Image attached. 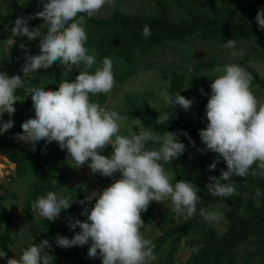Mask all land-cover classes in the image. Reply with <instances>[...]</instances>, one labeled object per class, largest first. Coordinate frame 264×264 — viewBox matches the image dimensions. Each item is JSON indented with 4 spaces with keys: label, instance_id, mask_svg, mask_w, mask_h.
Masks as SVG:
<instances>
[{
    "label": "clouds",
    "instance_id": "9594fccd",
    "mask_svg": "<svg viewBox=\"0 0 264 264\" xmlns=\"http://www.w3.org/2000/svg\"><path fill=\"white\" fill-rule=\"evenodd\" d=\"M40 3L42 11L27 18L18 17L12 28L15 37L40 41L38 55H25L23 75L48 69L57 62L65 67L81 64L84 67L73 82L60 83L58 90L32 89L34 118L22 123V134H16L15 139L31 144L33 152L37 142L45 141V146L56 142L67 152V162L75 165V169L87 164L94 175L120 174L111 186L99 193L92 192L86 198L87 202L95 200V204L90 210L83 207L81 215L87 217L84 222L66 218L70 230L75 232L79 228L80 231L71 239L58 234L55 244L68 249L90 243L88 257L96 258L99 254L102 264H153L155 245L141 232L145 226L141 214L153 201H170L177 215L193 217L201 204L200 189L187 180L173 184L164 166L179 158L186 147L176 133L166 131L162 136L155 135L151 129H145L139 118L132 120L138 129L133 131L128 128L127 117L90 99L98 94H109L116 81L113 60L109 57H104L94 72L89 71L97 61L95 50L90 54L85 46L86 18L99 14L105 5L114 6L115 0H40ZM32 19L43 21L46 34L40 27L30 29L28 21ZM255 20L259 30L264 31V9L258 10ZM142 34L149 36L150 26L145 25ZM224 47L235 49L236 40L227 41ZM232 55L242 57L244 53L232 51ZM212 71L220 74L210 85L211 94L205 109L208 123L199 131L201 143L206 147L199 151L217 154V160L208 166L209 171L216 169L220 158L227 166L226 171L220 170L219 178L208 177L207 192L216 197H230L238 194L233 177H264V102L253 94L252 77L240 65L225 64ZM23 84L21 75L9 77L0 72V134L14 126L13 120L3 122L2 117L5 113L10 117L15 113V92ZM200 91L204 94L203 89ZM162 97L171 112H159L157 123L168 122L176 106L185 111L193 106V100L180 93L171 96L164 92ZM122 127L128 130V135L121 134ZM109 146L113 149L111 156L101 155ZM261 195L257 190L254 200L258 208L260 200L257 198ZM72 203L70 196L58 197L56 192L49 191L32 202L31 212L35 219L54 222ZM80 203L83 206L85 201ZM199 215L209 224L226 219L224 213L206 207L199 208ZM51 251L52 245L44 239L20 249L18 258H8L6 264H53L55 257ZM6 255L0 251V258Z\"/></svg>",
    "mask_w": 264,
    "mask_h": 264
},
{
    "label": "trees",
    "instance_id": "16d2710c",
    "mask_svg": "<svg viewBox=\"0 0 264 264\" xmlns=\"http://www.w3.org/2000/svg\"><path fill=\"white\" fill-rule=\"evenodd\" d=\"M150 1L154 3L157 11L155 14L131 15L115 12L107 19L86 18L87 42L94 46L101 59L116 56L127 65V70L122 74L116 72L117 67L113 65L115 81L123 82L136 74L137 52L146 56L155 48L164 46L169 40L197 38L202 41H225L233 38H248L264 44V31L259 30L255 20L258 10L264 9V0H172L176 8L185 13V16L176 19L168 0ZM5 2L7 1L2 0V7ZM17 18L8 13L0 15V42L12 34L11 27L14 26ZM34 20L28 22L30 29L34 25L35 28L40 27L43 30V21ZM145 25L151 28V34L147 37L142 34ZM241 64L251 72V86L257 85L264 89V78L248 66L246 59H242ZM61 69L67 68L61 65ZM166 74H170V77H167L169 95L180 93L186 98L185 75L170 70ZM203 93H200L195 102L199 117L196 125L184 119L183 109L179 106L172 110L173 114L169 121L164 123H156L151 118L145 117L141 110L136 109L129 113L132 118H142L144 124L155 135L162 136L166 131L178 135L186 151L164 166L173 174L175 182L187 180L200 189L198 195L201 197V204L198 205L197 214L181 220L175 229L163 230V234L156 241L154 254L167 250L165 258L159 264H170L180 250L182 242L186 240V244L191 248H197L188 264H237L240 247L246 242H252L254 249L249 252L247 262L258 259L259 264H264V177L251 175L247 178L233 177L238 194L230 197H216L207 192L208 177L219 178L220 170L226 171L227 166L220 158L216 169L209 171L208 166L217 160L218 156L211 151L207 153L199 151L206 147L201 143L199 131L205 129L208 123L205 109L209 97L204 89ZM24 94V87L18 88L15 92L16 96ZM91 101L101 105L106 101V96L100 94L98 99ZM166 110L171 112L168 106ZM127 113H121V116ZM184 132L188 135H182ZM45 145L36 144L34 152L31 150L32 147L21 152L16 148L10 130L0 134V158L3 159V163L6 165L5 161H8L12 166L16 165L19 178L27 175L34 177L25 199L23 213L31 215L32 202L40 196H46L49 191L57 193L60 190H65V194L73 200L71 207L62 210L61 215L70 216L80 212L85 206L80 202L85 201L88 192H94L92 183H96L100 175L76 176L74 165L67 162V152L55 145ZM73 179L76 185L72 184ZM257 190L262 193L257 198L260 200L259 208L256 207L254 200ZM6 196H0V224L5 218H12V215L8 217L4 215L3 200ZM214 206L225 207L226 231L223 235H219L217 229L199 215L200 207L210 210ZM159 214L152 202L147 211L141 214L145 223L141 232H145L154 224ZM40 224L43 231L32 244L47 239L52 245L51 255L55 257L54 261L69 258L70 264H90L91 259L101 262L99 254L96 258L88 257L90 243L68 249L56 246L55 239L58 234L69 239L73 237L59 225L58 218L54 222L42 218ZM13 233L14 230L10 225L0 233V251L7 253L5 257L0 258V264H6L8 258L14 257Z\"/></svg>",
    "mask_w": 264,
    "mask_h": 264
},
{
    "label": "rangeland",
    "instance_id": "374dc122",
    "mask_svg": "<svg viewBox=\"0 0 264 264\" xmlns=\"http://www.w3.org/2000/svg\"><path fill=\"white\" fill-rule=\"evenodd\" d=\"M7 1L0 7V15L11 14L14 17L33 16L42 9V3L40 0H3ZM168 2L173 7L174 18L185 16L182 10L176 8L172 3V0ZM22 11L24 12L22 13ZM115 12H121L124 14L131 15H151L157 11L154 3L150 0H115L114 6L105 5L99 14L93 16L95 18H110ZM33 20V19H32ZM32 20H29L32 22ZM39 20L40 19H35ZM34 20V21H35ZM28 21V22H29ZM14 27V26H13ZM11 27V30L12 28ZM33 28L34 25H33ZM43 34H46L47 29L42 30ZM229 40H236L235 49H228L224 47V43ZM39 39L29 41L27 37L14 36L11 34L8 38L3 39L0 42V72L6 73L9 77L14 75H21L24 82L23 87L25 88V94L23 96L17 95V102L14 104L16 109L15 113L10 117L7 113L2 117L3 122H7L9 119L14 121V126L10 129L12 136L15 139L16 134H22V123L30 118H34V109L32 106L31 92L34 88H43L45 90H58L59 84L68 80L73 82L79 75L80 70L83 69V65L79 66H67L66 70L61 69L59 62L54 63L48 69H41L35 73H31L24 76L22 73V67L25 63V55H38L39 50ZM23 45V47H21ZM91 54V51L95 48L90 42H86L85 45ZM232 51H242L244 55L233 56ZM96 54V65L90 69V72H94L96 67L102 64V59L98 52ZM113 65H116V72L122 74L127 70V65L122 60L117 59L116 56H112ZM242 59H246L248 66H250L261 78H264V44L256 42L248 38H233L225 41H202L197 38H189L182 40H169L162 47L155 48L150 54L143 56L140 52L136 53L137 60V71L136 74L129 79L120 82L116 81L115 87L106 96V101L100 106L105 107L108 110H115L120 115L121 113H127L123 116L127 117L128 128H133V131H138L137 128L132 124V118L129 114L132 110H141L145 117L151 118L157 123L159 112H167V105L164 103L162 93L167 92L169 94V83L167 77L170 74H166L168 70L175 71L177 73H183L186 81V98L193 100V106L185 111L183 110L184 119L193 125L198 123L199 117L195 107V102L200 95V89H204L208 93V97L211 94V83L216 75L220 73H213L212 69H220L225 64H238L251 75L249 69L241 64ZM205 85V87H204ZM22 87V88H23ZM253 94L258 100L264 102V89L259 86H251ZM99 95L91 96L90 99H98ZM132 102V103H131ZM144 124L142 118H139ZM145 129L148 127L144 124ZM122 135H128L129 132L126 128L121 129ZM16 148L24 152L27 149L33 147L31 144H24L15 139ZM40 146L46 144L45 141L37 142ZM50 145L58 144L52 142ZM151 146V142H149ZM113 149L109 146L100 154L106 157H110ZM7 167L1 174L0 168V196L7 195L3 200L4 215L6 217L11 216L12 218H5L4 222L0 224V233L5 229L7 225H10L13 230V237L15 245L13 246L14 257H17L20 249L32 245L33 241L43 231L39 219H35L33 214L25 215L23 213V207L25 205V199L28 195L29 186L33 182L34 177L27 175L24 178H19L16 171V165L12 166L11 163L5 161ZM90 163V161H89ZM163 163V162H161ZM3 159L0 158V167L3 165ZM75 169V165H74ZM166 169V166H165ZM167 171V170H166ZM76 176L88 177L93 175L91 170L85 164L79 169H75ZM169 172V171H167ZM170 173V172H169ZM172 183L174 184L173 174ZM120 174L116 173L113 177H102L101 175L97 178V182H93L94 192H102L106 187L111 186L115 180L119 179ZM73 185L77 183L72 181ZM58 197L67 196L65 190L57 192ZM91 195L88 192L85 195V206L89 210L94 206L95 200L87 202L86 198ZM155 208L159 211L157 221L152 224L142 234L145 238L150 239L156 246L157 239L163 234V230L175 229L181 220L187 218L186 215H177L172 211L171 202L157 203L153 201ZM225 207L214 206L210 208V211H220L224 213ZM77 212L73 215H60L59 225H61L65 231L70 233L72 236L75 232H79L77 228L75 232L67 227V217H72L73 222L75 219H79L84 222L87 217L82 216L81 212ZM225 215V213H224ZM21 217H23L21 219ZM226 219H222L219 223L213 222V225L219 235H223L226 231L225 228ZM254 249L252 242L244 243L239 250L237 258V264H259L258 259L251 262H247V256L251 250ZM197 248H191L186 244V240L182 242L180 250L175 255L173 262L170 264H188L193 252ZM167 250H163L160 253L155 254L156 260L153 264H159L165 258ZM18 258V257H17ZM69 258L54 261L53 264H70ZM90 264H102L91 259Z\"/></svg>",
    "mask_w": 264,
    "mask_h": 264
},
{
    "label": "bare ground",
    "instance_id": "6f19581e",
    "mask_svg": "<svg viewBox=\"0 0 264 264\" xmlns=\"http://www.w3.org/2000/svg\"><path fill=\"white\" fill-rule=\"evenodd\" d=\"M7 167V165L3 164L0 168H1V174L3 175V170ZM0 174V175H1Z\"/></svg>",
    "mask_w": 264,
    "mask_h": 264
},
{
    "label": "built area",
    "instance_id": "2783aa9c",
    "mask_svg": "<svg viewBox=\"0 0 264 264\" xmlns=\"http://www.w3.org/2000/svg\"><path fill=\"white\" fill-rule=\"evenodd\" d=\"M2 6V0H0V7Z\"/></svg>",
    "mask_w": 264,
    "mask_h": 264
},
{
    "label": "water",
    "instance_id": "95a60500",
    "mask_svg": "<svg viewBox=\"0 0 264 264\" xmlns=\"http://www.w3.org/2000/svg\"><path fill=\"white\" fill-rule=\"evenodd\" d=\"M204 87H205V85H204Z\"/></svg>",
    "mask_w": 264,
    "mask_h": 264
}]
</instances>
